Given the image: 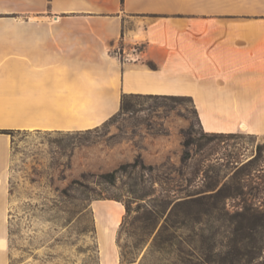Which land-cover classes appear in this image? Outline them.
<instances>
[{
	"label": "crops",
	"instance_id": "crops-1",
	"mask_svg": "<svg viewBox=\"0 0 264 264\" xmlns=\"http://www.w3.org/2000/svg\"><path fill=\"white\" fill-rule=\"evenodd\" d=\"M126 94L189 97L206 132L264 137V0H0V130L91 129ZM12 154L0 132V264ZM92 210L99 264H140L122 260L125 205Z\"/></svg>",
	"mask_w": 264,
	"mask_h": 264
},
{
	"label": "rangeland",
	"instance_id": "rangeland-1",
	"mask_svg": "<svg viewBox=\"0 0 264 264\" xmlns=\"http://www.w3.org/2000/svg\"><path fill=\"white\" fill-rule=\"evenodd\" d=\"M128 101L91 132L7 133L12 264H99V199L129 207L118 232L123 263L264 264V137L206 133L188 98ZM221 187L223 209L218 197L183 201ZM243 209L249 245L234 234ZM246 247L252 254L239 260Z\"/></svg>",
	"mask_w": 264,
	"mask_h": 264
},
{
	"label": "trees",
	"instance_id": "trees-1",
	"mask_svg": "<svg viewBox=\"0 0 264 264\" xmlns=\"http://www.w3.org/2000/svg\"><path fill=\"white\" fill-rule=\"evenodd\" d=\"M130 96H145V97H151V98H153V97H170V98H176V97H180V98H188V99H190V100H192V102H193V105H194V108H195V113H196V115H197V117H198V120H199V124H200V126H201V128L203 129V127H202V123H201V120H200V118H199V115H198V112H197V109H196V106H195V103H194V101H193V99L192 98H189V97H185V96H179V95H157V94H148V95H143V94H126L123 98H122V103H121V109H120V111H125V110H127L128 108H129V101H128V98L130 97ZM113 117V116H112ZM204 130V129H203ZM92 131V129H87V132H91ZM205 131V130H204ZM3 133H10V134H12L13 133V130H3L2 131ZM206 133H209V134H225V133H210V132H206ZM232 134H234V133H232ZM187 144V143H186ZM255 159V158H254ZM254 161H256V160H253L252 161V163H254ZM241 188H242V186H243V183L242 184H240L239 185ZM239 188V187H238ZM224 188H220L217 192H215V193H213L211 196H206V195H202V196H198V197H193V198H190V199H186V200H183L186 204H193V203H195V204H202V202H203V199L205 198V197H214V198H216V197H218L219 198V200H220V203H221V208L223 209L224 207H225V202L223 203V201H222V199L223 198H225V197H227V196H229L228 194H224ZM242 191V190H241ZM180 203H182V201L180 202ZM245 206V208L246 209H250L251 208V206L250 205H248V204H246V205H244ZM126 211H129V207L128 206H126ZM247 212L248 211H246V210H244L243 209V211L240 213V214H238L240 217H241V221H240V223L234 228V230H235V232H234V234H236V235H239L240 237H242V240H244L245 241V243L247 242V244L249 245V243H250V239L251 238H254L253 236H254V232H253V228L252 227H249L248 226V224H245L244 223V221H249L247 218H248V216H247ZM250 214V213H249ZM237 215V216H238ZM234 217H236V216H234ZM248 239V240H247ZM252 244H254V241L252 242ZM250 250H252V249H249L248 247H246L244 250H242L241 249V251L239 252V256H240V258H239V260H241V258H245V256H248L249 255V252L251 253V251ZM246 251V252H245ZM252 254V253H251Z\"/></svg>",
	"mask_w": 264,
	"mask_h": 264
},
{
	"label": "bare ground",
	"instance_id": "bare-ground-1",
	"mask_svg": "<svg viewBox=\"0 0 264 264\" xmlns=\"http://www.w3.org/2000/svg\"><path fill=\"white\" fill-rule=\"evenodd\" d=\"M116 221L119 222L120 221V217L119 218H116Z\"/></svg>",
	"mask_w": 264,
	"mask_h": 264
}]
</instances>
